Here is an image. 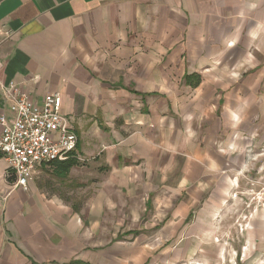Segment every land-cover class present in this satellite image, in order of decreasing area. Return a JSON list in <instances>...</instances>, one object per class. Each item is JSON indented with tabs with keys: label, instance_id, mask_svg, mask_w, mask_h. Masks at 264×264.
<instances>
[{
	"label": "crops",
	"instance_id": "obj_1",
	"mask_svg": "<svg viewBox=\"0 0 264 264\" xmlns=\"http://www.w3.org/2000/svg\"><path fill=\"white\" fill-rule=\"evenodd\" d=\"M0 81L77 137L0 155V264H264V0H0Z\"/></svg>",
	"mask_w": 264,
	"mask_h": 264
},
{
	"label": "built area",
	"instance_id": "obj_2",
	"mask_svg": "<svg viewBox=\"0 0 264 264\" xmlns=\"http://www.w3.org/2000/svg\"><path fill=\"white\" fill-rule=\"evenodd\" d=\"M0 94L12 114L9 121L0 117V155L16 187L26 189L28 176L39 165L75 158L77 137L61 114L60 94H47L37 105L21 85L1 81ZM256 202L264 215V188Z\"/></svg>",
	"mask_w": 264,
	"mask_h": 264
},
{
	"label": "trees",
	"instance_id": "obj_3",
	"mask_svg": "<svg viewBox=\"0 0 264 264\" xmlns=\"http://www.w3.org/2000/svg\"><path fill=\"white\" fill-rule=\"evenodd\" d=\"M55 164H58L56 166H60L61 167V170L64 172V173H68V170L70 169L71 166H73V162L72 161H68V162H63V163H55ZM6 174H7V177H11L12 174H10L8 171H6Z\"/></svg>",
	"mask_w": 264,
	"mask_h": 264
},
{
	"label": "rangeland",
	"instance_id": "obj_4",
	"mask_svg": "<svg viewBox=\"0 0 264 264\" xmlns=\"http://www.w3.org/2000/svg\"><path fill=\"white\" fill-rule=\"evenodd\" d=\"M256 201H257V197L256 196H253V200H252V204H251L252 205V208L253 207H256Z\"/></svg>",
	"mask_w": 264,
	"mask_h": 264
}]
</instances>
